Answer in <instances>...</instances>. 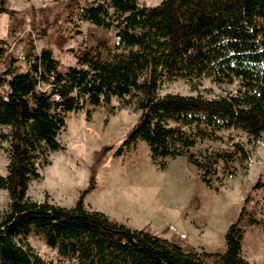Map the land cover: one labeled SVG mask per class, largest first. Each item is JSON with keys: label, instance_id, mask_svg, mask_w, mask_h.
<instances>
[{"label": "trees", "instance_id": "1", "mask_svg": "<svg viewBox=\"0 0 264 264\" xmlns=\"http://www.w3.org/2000/svg\"><path fill=\"white\" fill-rule=\"evenodd\" d=\"M6 2L0 0V15L13 16ZM33 12V31L41 37L61 29L62 22H85L114 30L116 41L95 38L91 46L71 49L76 64L66 68L51 49L36 53L31 41L25 48L29 69L21 71L0 39V150L7 143L10 158L0 190L11 200L0 213V264H45L28 242L31 235L42 236L78 264H251L242 255L243 239L247 228L261 222L247 207L250 196L226 233L224 252L135 230L89 209L85 199L97 188L98 170L113 146L94 152L89 185L74 206L37 202L27 191L41 177V158L65 150L60 136L68 114L86 113L90 119L92 109L109 107L113 99L124 107L135 104L140 112L116 156L142 141L161 170L168 159L187 157L208 187L219 169L235 175V164L250 158L242 144L202 158L190 150L198 140H213L226 130L253 139L264 134V0H162L156 6L139 0H67L56 12L50 7ZM203 78L238 81L240 89L216 98L158 94L164 82Z\"/></svg>", "mask_w": 264, "mask_h": 264}, {"label": "rangeland", "instance_id": "2", "mask_svg": "<svg viewBox=\"0 0 264 264\" xmlns=\"http://www.w3.org/2000/svg\"><path fill=\"white\" fill-rule=\"evenodd\" d=\"M65 1L7 0L6 8L14 14L0 15V39L19 60L21 71L29 69L25 48L31 41L36 53L51 49L64 68L76 64L71 49L91 46L95 38L115 43L114 30L85 22H78L77 26L62 22L61 29L52 28L46 37L35 33L33 11L50 7L56 12ZM161 2L139 0L144 6H156ZM239 89L238 81L218 84L211 78L193 82L178 79L164 82L158 94L216 98L234 94ZM139 117L135 104L124 107L117 99H113L109 107L92 109L90 119L86 113L68 114L66 129L60 136L65 150L41 158L38 164L41 177L29 183L27 195L37 202L48 199L63 207L74 206L89 185L94 152L104 146H113L115 149L107 154L98 170L97 188L85 199L89 209L103 212L135 230H147L174 242L191 244L199 250L224 252L226 233L250 196L247 207L256 213L261 223L247 228L242 255L251 264L264 263V134L253 139L241 130L231 129L218 132L213 140H198L190 150L197 158L219 150H231L234 143L242 144L250 157L243 166L235 164L233 176L219 169L218 179L213 177L212 187H208L187 157L168 159L167 168L161 170L142 141L123 156L115 155ZM8 150L9 145L4 143L0 150V174L3 176L8 174ZM257 183L261 188L254 189ZM10 201L8 192L0 190V213L8 210ZM171 226L178 232H171ZM181 234L186 235V240L180 238ZM28 242L45 264H78L74 259L60 256L42 236L31 235Z\"/></svg>", "mask_w": 264, "mask_h": 264}, {"label": "built area", "instance_id": "3", "mask_svg": "<svg viewBox=\"0 0 264 264\" xmlns=\"http://www.w3.org/2000/svg\"><path fill=\"white\" fill-rule=\"evenodd\" d=\"M170 230H171V232H172V231H173V232H178L177 228L174 227V226H171V227H170ZM180 238H181L182 240H186V235H185V234H181V235H180Z\"/></svg>", "mask_w": 264, "mask_h": 264}]
</instances>
